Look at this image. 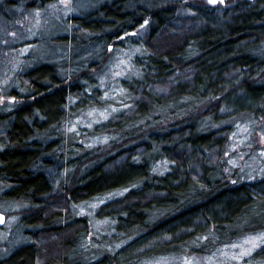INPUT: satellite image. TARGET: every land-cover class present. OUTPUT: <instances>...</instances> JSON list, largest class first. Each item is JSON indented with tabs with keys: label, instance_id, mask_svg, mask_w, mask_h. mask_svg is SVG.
I'll return each instance as SVG.
<instances>
[{
	"label": "trees",
	"instance_id": "trees-1",
	"mask_svg": "<svg viewBox=\"0 0 264 264\" xmlns=\"http://www.w3.org/2000/svg\"><path fill=\"white\" fill-rule=\"evenodd\" d=\"M94 2L50 37L56 57H30L4 96L10 110L0 106V201L21 207L14 231L24 239L0 264H189L264 234V176L219 161L240 124L264 126V0H235L226 14L189 7L196 25L164 0ZM131 47L141 53L119 82L123 110L69 132L107 102L99 75L110 49ZM201 102L207 109L195 114ZM169 110L186 116L147 128ZM91 202L103 229L78 214ZM242 264H264V244Z\"/></svg>",
	"mask_w": 264,
	"mask_h": 264
},
{
	"label": "rangeland",
	"instance_id": "rangeland-1",
	"mask_svg": "<svg viewBox=\"0 0 264 264\" xmlns=\"http://www.w3.org/2000/svg\"><path fill=\"white\" fill-rule=\"evenodd\" d=\"M5 1L7 0H0V11H4V15L0 13V106L1 108L5 107L3 111H8L14 100L9 96H4L19 88L18 83L15 81L16 73L30 63V57H40L42 59L56 57L57 51H55V47L51 48L49 44L50 37L64 33L66 31L65 22L73 15H80L93 9L95 0H56L53 7H44L41 10L32 11L27 10L24 6H18L17 9L11 10L4 6ZM14 1L17 3L22 2V0ZM164 1L165 4L168 3L165 6L175 8L177 16H184L183 18L192 16V25H196L194 21L197 16L195 13H191V10L188 8L210 4L208 0ZM234 1L231 0L230 3ZM230 3H228V0H225L223 3L218 1L216 4L210 5L220 6L222 9L219 14H226ZM137 34L138 39L141 40L146 36L147 30L141 28L137 31ZM110 50L111 55L108 58L109 67L99 75V88L104 91L103 97L107 102L102 106L103 109L89 107L81 112L70 124L69 132L77 128L90 130L94 125L113 116L115 117L117 113L123 110V108L118 110L119 107L117 106V99L119 100V98H123L125 95V91L120 87L119 82L135 73L134 61L141 52L136 47L123 48L121 50L116 49L114 52L112 49ZM169 90L163 93H169ZM206 109L207 106L201 102L197 104L194 113H203ZM169 111V115L165 116L155 113L152 124L148 125L147 128L162 129L171 127L179 123L186 116V114L183 116V113L181 114L178 111L172 113L175 110ZM243 117L241 116L239 119H243ZM260 127H256V125L251 126V123L246 122L240 124L234 133L232 143L222 152L219 161L223 162L228 159L234 167L240 166L241 170L245 169V167H248V169L250 167L252 169L251 172H253V169L258 168L260 176H264V126L261 122ZM107 140V138H99L96 142L93 141V143L104 145L107 143ZM89 145L91 146V144ZM165 164L160 163L157 166V170L164 173L166 171ZM98 204V202H91L87 205H81L78 209V214L87 216L92 227L94 225L97 228L102 227L101 229H103L105 222H97L93 217ZM20 208L19 205L14 206L0 201V211L6 213L8 216L7 224L0 234L1 257L6 256L24 242L20 234L21 231H17V233L14 231L15 224L20 215ZM262 244H264V234L247 237L238 243L229 245L216 255L204 256L198 260L190 261L189 264H242L243 259L250 256Z\"/></svg>",
	"mask_w": 264,
	"mask_h": 264
},
{
	"label": "water",
	"instance_id": "water-1",
	"mask_svg": "<svg viewBox=\"0 0 264 264\" xmlns=\"http://www.w3.org/2000/svg\"><path fill=\"white\" fill-rule=\"evenodd\" d=\"M220 1V0H217V2ZM225 0H223L224 2ZM216 2V3H217ZM215 3V4H216ZM7 220H8V216L4 213V212H1L0 211V231L1 229H3L5 227V225L7 224Z\"/></svg>",
	"mask_w": 264,
	"mask_h": 264
},
{
	"label": "snow or ice",
	"instance_id": "snow-or-ice-1",
	"mask_svg": "<svg viewBox=\"0 0 264 264\" xmlns=\"http://www.w3.org/2000/svg\"><path fill=\"white\" fill-rule=\"evenodd\" d=\"M208 2L210 4H215L217 2V0H208ZM220 3H223V0H220Z\"/></svg>",
	"mask_w": 264,
	"mask_h": 264
}]
</instances>
